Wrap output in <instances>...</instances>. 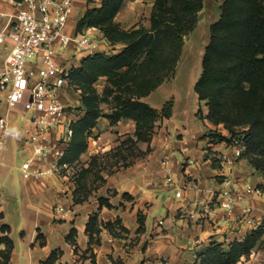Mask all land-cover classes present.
Instances as JSON below:
<instances>
[{
	"label": "trees",
	"instance_id": "trees-1",
	"mask_svg": "<svg viewBox=\"0 0 264 264\" xmlns=\"http://www.w3.org/2000/svg\"><path fill=\"white\" fill-rule=\"evenodd\" d=\"M126 1L86 0L87 10L77 24V32L97 28L120 53L111 57L89 56L79 67L73 68L71 82L81 95V106L77 109L80 115L72 124L73 136L61 165L71 166L87 153L88 139L100 118L108 119L111 125L133 121L137 141L147 142L153 138L157 122L172 117L173 101L159 111L142 99L174 77L184 38L196 28L204 0H156L150 30L133 31H124L115 21ZM102 78L107 84L101 97L95 85ZM194 91L209 108V122L217 127L224 126L229 133V137L213 133L214 140L231 144L239 139L246 146L242 158L245 155L264 158V0H224L219 20L210 27L202 74ZM110 98L115 103L114 111L111 115H102L100 103ZM256 163L259 168L264 161ZM262 167L264 169V165ZM123 198L131 199L127 194ZM99 202L101 208H114L107 199L101 198ZM74 203L83 202L75 198ZM138 223L137 233H144L145 217L141 212ZM116 225L121 233L115 230ZM104 229L117 239H124L122 234L128 233L120 218L100 223L98 214H93L86 229L91 246L101 244L100 235ZM8 230L10 232L9 226H2L1 232ZM77 235V229L72 228L66 238L76 247L75 253L78 252ZM263 235L264 227L260 226L244 239L228 245L212 242L197 254L195 264H238L252 254ZM37 240L42 247L46 245L40 230ZM3 244L7 256L4 264H8L15 245L9 236L0 238V245ZM91 251L93 249L89 248L87 253ZM62 256L61 250H55L41 264H57ZM92 258L96 264L93 253Z\"/></svg>",
	"mask_w": 264,
	"mask_h": 264
},
{
	"label": "crops",
	"instance_id": "crops-1",
	"mask_svg": "<svg viewBox=\"0 0 264 264\" xmlns=\"http://www.w3.org/2000/svg\"><path fill=\"white\" fill-rule=\"evenodd\" d=\"M143 6L145 7V4H142ZM13 11L12 6L0 3L1 13ZM83 15L82 13L79 19L74 18L75 26ZM121 15L122 12L117 19ZM4 23L5 20L0 17V29ZM0 46L1 68L9 55L11 43ZM153 94L142 100L151 107L153 106L148 100ZM61 100L64 104L75 100L73 106L80 108L81 95L77 91L62 92ZM178 107L176 101L172 117L157 123L160 126L157 127L158 134L151 143L154 152L147 161L121 168L115 175L105 177L106 184L101 190L111 189L118 193L116 197L105 198L113 209L106 206L101 208L98 199L75 204V186L66 180L60 181L55 177L41 180L24 179L28 182L25 188V208L35 209L48 218L45 226L36 228L34 239L31 238L22 255L12 239L11 231L9 236L15 249L8 264H41L55 250L63 252L57 264H93L92 253L96 264H115L118 260L123 264H195L197 254L212 242L228 245L234 240L244 239L251 228L240 221L241 203L252 200L254 216L256 220H260L264 212V192L256 197L257 181L253 183L250 178L252 172L245 168L243 160L238 161L231 173L220 169L219 158L228 152L227 144L218 143L211 134L218 133L229 137V133L224 126L217 127L209 122V108L206 102H201L197 96L192 107L187 105L182 111H179ZM199 111L202 116L198 115ZM30 116L23 106L10 108L7 103L0 104V118L6 119L11 126L7 148L13 143L16 149L25 154V158L31 155L32 148L22 147L23 133L20 132L23 128L32 130ZM22 117L25 118L24 122L21 121ZM115 129L118 136L127 135L134 138L136 126L133 121H123L119 122ZM53 146L56 147L55 144ZM114 147L117 145L109 143L99 151H112ZM6 150L0 167L4 162ZM54 151L55 149L51 151L47 165L52 161ZM167 169L171 170V183L167 182ZM226 175L233 177L241 199L230 215L231 225L223 223L224 214L218 202V193ZM219 177L222 178L218 179ZM257 183L261 184L260 181ZM179 191H182L181 197H177ZM124 194L131 199L123 198ZM59 205L63 207V211L55 209V206ZM0 210L3 211L1 205ZM139 212L145 217V232L137 234L139 240L135 242V246L130 247L128 243L139 229ZM93 214H98L100 223L115 222L120 218L122 226L131 233L126 234L129 239L114 238L104 229L100 235L101 244L91 246L86 229ZM159 221H162L163 225H159ZM72 228L78 231L77 253L76 247L66 240ZM38 230L46 240L44 247L37 240ZM25 236L26 233L23 232L22 239L26 238ZM89 248L93 251L86 254L88 258L81 259L78 254L84 255Z\"/></svg>",
	"mask_w": 264,
	"mask_h": 264
},
{
	"label": "built area",
	"instance_id": "built-area-1",
	"mask_svg": "<svg viewBox=\"0 0 264 264\" xmlns=\"http://www.w3.org/2000/svg\"><path fill=\"white\" fill-rule=\"evenodd\" d=\"M0 3L14 8L12 13L0 12L5 20L0 29V44L11 43L9 55L0 68V104L7 103L10 108L23 106L31 114L29 121L33 125L32 130L23 128L20 132L23 133L22 147L32 148L31 155L22 164V175L26 180L51 177L68 180V176L60 174L67 168L60 161L73 136L72 124L80 113L75 106L64 104L61 94L76 91L71 73L84 58L113 49L107 48L110 43L97 28L77 32L76 0H0ZM10 134V124L0 118V164ZM54 149L52 161L47 165ZM227 150L219 158L220 169L231 173L246 146L235 139L227 144ZM167 172V182L171 183V170ZM221 185L219 207L224 214L223 223L231 225L230 215L241 199L232 176L226 175ZM255 191L256 197L262 193L258 188ZM181 196L179 191L177 197ZM56 209L64 210L61 205ZM254 211L252 200L241 203L240 221L251 230L264 221V212L263 218L256 220ZM159 225L163 222L159 221Z\"/></svg>",
	"mask_w": 264,
	"mask_h": 264
},
{
	"label": "rangeland",
	"instance_id": "rangeland-1",
	"mask_svg": "<svg viewBox=\"0 0 264 264\" xmlns=\"http://www.w3.org/2000/svg\"><path fill=\"white\" fill-rule=\"evenodd\" d=\"M223 2L224 0H204V7L199 13L196 28L190 35L184 38L182 56L177 64L174 77L154 91L152 98L148 100L153 107L158 110L160 109L159 111L171 101L174 102V106L177 101L179 111H182V108L187 105L193 106V102H195L197 97L194 88L201 77L202 60L205 54V48L210 41V27L219 20ZM142 4H145V7H142ZM154 4L155 2L143 1V3H141L138 0H127L121 10L122 15L117 19L118 14L115 21L120 24L124 31L139 30L141 28L150 30ZM92 7L95 6L93 5ZM86 10L87 5L85 0H76L74 18L79 19V16L82 13L84 14ZM200 15H203L202 19H199ZM114 47L115 46L111 45L107 47L113 50L104 53V55L111 57L119 54L120 50H115ZM113 51L116 52L114 53ZM106 84L107 80L102 78L95 85L101 97ZM75 103V100H71V103L68 102L66 105H75ZM79 106H81V104H79ZM114 106L115 103L112 98L108 99L106 102L102 101L100 103L102 115H111L114 111ZM199 116H202V112ZM157 123H159V121ZM118 124L119 123L111 125L108 119L100 118L98 126L93 130L88 139L89 148L87 153L75 164L71 166L67 165V168L61 170L60 174L62 176H68V180L66 181L75 186L74 191L76 200L85 203L89 202L91 199L99 200L103 198L106 200V196L116 197L118 193L115 190H101L106 184L105 177L107 175L110 177L115 175L117 172L121 171V168L131 167L141 161H147L149 156L154 152L151 143L154 136L158 134L157 127L159 128V125L156 124L153 138H150L147 142H139L137 141L135 133L134 138L127 135L118 136V132H116L115 129ZM109 143H114L117 147H114L112 151H99L100 148L104 145H109ZM26 159L27 157L25 158V154L20 152L18 148L16 149L13 143H11L5 152L4 162L0 167V194L2 195L0 198V205L3 208V211L0 210V238L2 236L11 235L12 231V239L21 255L25 252V248H27L26 245H29L31 238L34 239L33 234L36 228L45 226L46 219L48 218L44 214H41V212H36L35 209L25 208V188L28 182L24 180L20 168ZM241 160L245 162V168L250 169L252 172L250 178L253 183L256 181L261 182V184L255 183L257 184L256 188L264 192V169L262 167L264 163L258 166L259 168H257L256 163L257 161H264V158L259 155H245ZM55 178L60 180L58 177ZM220 178L222 177L218 179ZM261 224L260 226L264 227V221H261ZM2 226H9L10 232L8 230L7 234L6 232L2 233ZM115 230L121 233L118 225H116ZM23 232L26 233V238L24 239L21 237ZM126 234L130 235L131 233L122 234L123 238L129 239L126 238ZM137 234L142 233L136 232L135 235L137 236ZM134 236L128 243L130 247L135 246V242L139 240L138 236ZM5 249L6 246L4 244L0 245V264H4L6 261L7 256L5 255ZM86 254H90V252L84 253V255L79 253L78 256L81 259H85L88 258ZM115 264H123V262L118 260ZM238 264H264V235L252 254L247 258H243Z\"/></svg>",
	"mask_w": 264,
	"mask_h": 264
},
{
	"label": "water",
	"instance_id": "water-1",
	"mask_svg": "<svg viewBox=\"0 0 264 264\" xmlns=\"http://www.w3.org/2000/svg\"><path fill=\"white\" fill-rule=\"evenodd\" d=\"M203 18V15H200L199 19H202ZM0 198H1V194H0Z\"/></svg>",
	"mask_w": 264,
	"mask_h": 264
}]
</instances>
